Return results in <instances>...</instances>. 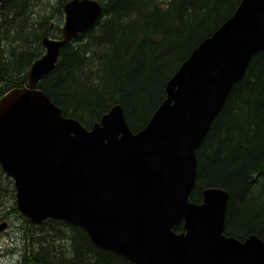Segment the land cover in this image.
Here are the masks:
<instances>
[{
    "label": "water",
    "instance_id": "obj_1",
    "mask_svg": "<svg viewBox=\"0 0 264 264\" xmlns=\"http://www.w3.org/2000/svg\"><path fill=\"white\" fill-rule=\"evenodd\" d=\"M101 12L99 0L66 1L61 37L43 36V55L0 97V168L13 181L16 210L34 224L51 216L77 225L96 246L138 264H264L262 239L225 234V189L207 187L202 202L190 200L197 150L264 51V0H241L168 80L166 98L136 132L120 104L86 128L38 88L60 49Z\"/></svg>",
    "mask_w": 264,
    "mask_h": 264
},
{
    "label": "trees",
    "instance_id": "obj_2",
    "mask_svg": "<svg viewBox=\"0 0 264 264\" xmlns=\"http://www.w3.org/2000/svg\"><path fill=\"white\" fill-rule=\"evenodd\" d=\"M66 1L2 3L0 97L20 85L31 63L43 55V36L61 37ZM99 2L102 12L94 27L60 49L54 68L38 88L63 116L86 128L120 104L136 132L166 98L168 80L233 15L241 0ZM0 176V197H11V207L23 222L19 264H137L96 246L77 225L54 218L33 224L15 208L12 179L1 168ZM207 187L229 193L227 236L245 240L256 235L264 241V51L253 56L197 150V178L190 200L202 202ZM174 230L184 231L183 222Z\"/></svg>",
    "mask_w": 264,
    "mask_h": 264
},
{
    "label": "rangeland",
    "instance_id": "obj_3",
    "mask_svg": "<svg viewBox=\"0 0 264 264\" xmlns=\"http://www.w3.org/2000/svg\"><path fill=\"white\" fill-rule=\"evenodd\" d=\"M2 184L3 181L0 176V185L2 186ZM1 194L2 191H0ZM0 200V222L6 221L8 223V227L0 231V264H19L23 252V222L11 207V197L3 195Z\"/></svg>",
    "mask_w": 264,
    "mask_h": 264
},
{
    "label": "bare ground",
    "instance_id": "obj_4",
    "mask_svg": "<svg viewBox=\"0 0 264 264\" xmlns=\"http://www.w3.org/2000/svg\"><path fill=\"white\" fill-rule=\"evenodd\" d=\"M23 217H24V216H23ZM25 218H26V217H25ZM48 218H53V217H51V216L45 217L42 221H44L45 219H48ZM27 219H29V218H27ZM54 219H55V218H54ZM57 220H59V219H57ZM42 221H41V222H42ZM31 222H32V221H31ZM41 222H40V223H41ZM40 223H38V224H40ZM33 224H34V223H33ZM36 225H37V224H36ZM7 227H8V223H7V226H6L4 229H6ZM4 229H3V230H4ZM3 230H2V231H3ZM103 249H104V248H103ZM106 250H107V249H106ZM130 261H131V260H130ZM132 262H133V261H132ZM137 264H138V263H137Z\"/></svg>",
    "mask_w": 264,
    "mask_h": 264
}]
</instances>
